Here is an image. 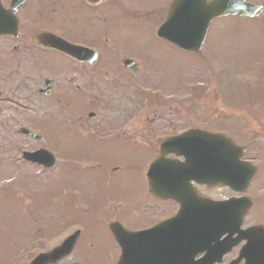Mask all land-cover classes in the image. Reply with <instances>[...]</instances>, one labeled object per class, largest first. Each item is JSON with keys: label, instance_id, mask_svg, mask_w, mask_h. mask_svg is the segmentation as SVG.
<instances>
[{"label": "rangeland", "instance_id": "obj_1", "mask_svg": "<svg viewBox=\"0 0 264 264\" xmlns=\"http://www.w3.org/2000/svg\"><path fill=\"white\" fill-rule=\"evenodd\" d=\"M141 1L145 3L150 0ZM247 1L264 4V0ZM164 5L162 0H158L154 4L155 13L153 15H150L149 9L140 8L141 11L134 12L128 18L117 21L107 19L104 29H102L104 23L97 17V12L93 13L88 21L79 18L75 22L77 29L71 33L72 36L88 38L90 31L89 33L96 35L95 39L98 35V40H101L105 36L103 33H107L111 39L107 47L113 49L116 54H127L132 57L140 55L141 58L138 57L140 66L136 71H123L120 68L103 72L102 67L106 64L107 53L101 52L100 62L94 68V86L87 88V91L92 89L94 93L100 92L102 100L82 113V119L78 120L79 124L76 120L72 121L78 111L75 109L74 113L69 112L74 109V106H68V110L60 113L59 120L45 116L50 110L43 109L44 104L31 106L28 118L33 119L34 124L39 126L37 121L44 117L54 137L47 135L49 130L40 128L46 136H43L40 142L35 144L34 141L30 145L47 144V148L56 156V163L54 167L44 171H41L39 167L29 165L15 167L9 165L7 161L2 163V156L6 155V152L5 150L0 152V264H27L30 257L40 250L50 248L61 235L63 236L67 229L60 231V234L56 236L55 234L66 223L72 220H86L82 212L92 208V205L89 202L79 205V198L87 195L93 180L89 179L92 173L89 171H92V168H83L93 153H106L112 157L113 155L122 156L126 165H134L135 162L147 165L151 154L134 133L140 135L145 130L144 124L141 123L142 116L131 124L129 132H123L122 135L107 141L105 139L109 137L105 138L100 135H96L95 141L85 129L91 130L100 125L105 128L109 122L115 124V120L120 117L121 108L137 107L133 101H129L132 97L125 95L127 93L120 92V89H117V92L113 91L115 87L120 86L121 77L123 78L122 86L129 93L136 87L153 85L157 86L158 91L155 97L169 94L175 98H196V104L192 103L190 107L202 108V117L210 119V123L215 125L213 127H223L225 121L227 122L225 126L228 128L247 130L249 123L252 122L251 117L256 116L258 110H264V11L255 17L222 16L215 18L209 26L202 53L197 52L198 55H196L177 48L155 35V28L164 13ZM61 24L66 26L64 23ZM81 27L89 31L86 32ZM108 29L116 35L115 41ZM47 58L50 61L43 60L40 63L49 70L70 69L69 61L59 53L54 52ZM204 61L207 65L203 63ZM210 64L217 70H213ZM119 65L121 66L120 61ZM36 66L39 67L38 63ZM207 70L210 71L209 76L213 77L211 86L208 83ZM44 72L46 76H49L47 70ZM200 83L206 86L199 88ZM112 86H114L113 90L110 89ZM229 97L231 103L227 100ZM102 101H106L108 105L104 107ZM167 106V104L160 105L155 102L153 108L151 107L145 114L151 118L154 112L157 113L155 124L160 126L159 132L167 125L162 121L164 116L160 115L167 109ZM180 106L181 104L175 101L169 108L172 112L179 114L180 111L177 108ZM38 107L40 111L36 110ZM58 107V102H55L51 110L55 111ZM78 107L80 108V105ZM88 111L95 112V115L87 116ZM176 114H174L176 120L174 127L183 126V117L179 118ZM165 118L168 122L172 120L169 116ZM242 118L248 120L247 125ZM192 119L189 118L188 121ZM27 121L30 122L29 119ZM29 124L34 126L33 123ZM161 124H164L165 128ZM10 141L7 134L6 141H0V144L7 145ZM55 144L59 152L67 154L66 158L63 157L64 154L56 153ZM17 170L20 172L17 176L22 179L21 182H27V186L24 190L11 192L9 187H5L2 182L9 177L11 171ZM22 171L25 172V177L21 176ZM129 184L132 188L136 187L134 173L131 174ZM117 196L112 195L111 198L118 199ZM95 197L94 208H97L95 205L100 204L104 198ZM124 197L132 198V192L124 190ZM110 203L113 204L112 206L115 205L114 200ZM92 216L90 223L101 226V214L92 211ZM106 216L104 219H107ZM255 217L264 222V213L257 212ZM247 219L250 221L249 216ZM140 222V220L126 221L129 225H137ZM88 225L75 223L72 225L73 229L80 228L82 234L71 256L59 261L58 264H67L75 260L81 247L80 242L87 235L85 228ZM71 228L70 231L73 230ZM40 229L44 231L43 239L40 242L39 240L32 241L30 236ZM106 252L107 246L103 241L98 250L97 259L102 261L101 256ZM82 264H88V262Z\"/></svg>", "mask_w": 264, "mask_h": 264}, {"label": "flooded vegetation", "instance_id": "obj_2", "mask_svg": "<svg viewBox=\"0 0 264 264\" xmlns=\"http://www.w3.org/2000/svg\"><path fill=\"white\" fill-rule=\"evenodd\" d=\"M10 1L0 0V23L6 24L5 27L0 28L3 31L0 33V141L5 142L7 134L11 141L7 145L0 144V152H4V150L6 152V155L2 156V163L7 161L8 164L15 163L18 166H27L30 165V162L24 160L21 153L26 149H35L37 145L31 146L32 140L24 134H19L17 138L13 137L14 131L11 132L12 129L9 128L10 124L13 126V118L19 121L22 119L27 120L28 115H30V106L39 105L46 99L65 103L73 102L74 95L79 91V87L74 85L75 80L80 78L84 85L91 87L93 85V72H86L80 76L77 61L60 50L34 41V36L38 31L42 29L53 30L52 28L57 27L54 24V18L64 17L67 12L66 8L62 10V15H60L61 12H58V8L52 7V2L26 0L14 14L10 8ZM106 1H113L116 4L114 11L118 12L123 0ZM134 1H128V10H130ZM69 2L70 0H67L64 5L70 6L73 4H69ZM86 8L88 11L91 10L89 5ZM14 15L16 16V28L14 27V17H12ZM75 29L74 27H70L65 31L59 29L58 34L71 42L79 43V37L71 35ZM88 36L86 43H84L85 41L81 42L86 45H89V42L93 43V35L88 32ZM54 52L59 53L69 61L70 69L56 71L57 79L54 78L53 82L49 84L47 92L41 91L42 87L40 86L32 89V80L38 82L40 80L39 76H32V73L40 70L42 65L40 62L44 59L50 61L47 56ZM37 63L39 67L36 66ZM64 73L68 74L66 75V83L62 85L59 84L63 78L60 75H64ZM83 92L89 99L95 98L94 93L88 94L84 90ZM156 115L157 113L154 112L153 117L144 119L148 123V128L143 133V145L149 151L155 152L162 137L175 135L179 132L174 131L171 127L172 123L169 122L170 131L160 137L158 130L157 132L154 131V128L158 126L157 123L155 124ZM251 118L252 122L249 123V129L247 130L215 128L213 127L215 125L202 126L201 124L202 130H189L191 136L184 139L183 148L186 151V156H176L173 153H168L163 163L168 166V170L172 165V168L176 171L175 166L182 161H185L184 166H187L183 168L184 170L181 172L183 174L177 176L183 184L194 191L193 193L188 190L182 196L185 205L202 204V200L213 203L245 195L250 200V207L244 215V220L247 216L251 220H255L257 219L255 217L257 212L264 213V111L258 110L257 115ZM244 123L247 125L248 120ZM162 126L164 125L162 124ZM218 133L225 135L230 140L224 143L223 139L217 136ZM172 148L177 150L175 145ZM192 149L193 152H191ZM14 150L15 152H13ZM94 160L97 166L92 168L89 179L93 180L87 196L110 199L112 195H118L116 198L119 199H114L119 203L118 208L112 205L109 206L111 208L108 210V221L118 220L127 231H140L174 215L178 207L177 202L172 199H161L152 193L148 187L146 178L148 162L146 166L142 162L126 165L122 156L111 157L109 155H101L99 158H94ZM239 161H242L246 169L252 172V177L244 191H239L237 174L234 185L228 186L222 183L221 172L223 169L231 167L237 173ZM132 173L135 174V188H132L129 184ZM21 176L25 177L24 171H22ZM21 185H23L22 182L16 180V178H11L10 186L12 190L19 189ZM124 190H130L132 198L127 199L124 197ZM104 207H108L106 203H104ZM87 210L95 213L100 212L95 208H88ZM211 214L208 220L205 219L206 229L217 225L212 221L217 214L215 212ZM136 220L141 222L137 225L126 223V221L134 222ZM106 223L104 226L88 225L86 227L87 235L80 242L81 247L75 260L88 262V264H115L117 262L121 247L109 228L108 222ZM210 223L213 224L210 225ZM250 224L252 222L243 224L242 227ZM224 230H226L224 234H222V231L221 233H215L214 230H204L203 236L195 234L193 237L198 238L197 243L200 244V247H206L214 244L219 245L227 232L233 233L228 238L229 240L238 236L233 225L226 226ZM165 234L166 232L156 231L141 235L137 241V250L150 242H159L166 236L172 237ZM188 235L191 236L190 232H188ZM125 239L126 235L123 240L126 241ZM103 241L106 243L107 252L102 254V261H99L97 254ZM240 245L241 243L231 247L222 255L219 261L215 259L216 261L212 264H227L233 261ZM204 253H206V250L196 253L193 260L209 263V259L203 257ZM242 262L243 260L239 261L238 264H242Z\"/></svg>", "mask_w": 264, "mask_h": 264}, {"label": "water", "instance_id": "obj_3", "mask_svg": "<svg viewBox=\"0 0 264 264\" xmlns=\"http://www.w3.org/2000/svg\"><path fill=\"white\" fill-rule=\"evenodd\" d=\"M261 9L260 6L247 3L245 0H174L168 8L166 20L160 25L157 33L159 36L185 49L196 51L200 47L213 17L226 14L252 16L258 14ZM43 35L44 33H41L39 38ZM80 58L93 62L97 56L93 53L92 56L84 55L80 56ZM124 64L135 67V64L130 59H125ZM35 136H38V134H35ZM161 151H163L162 148L159 150V160L163 158V152ZM39 153H42V151L31 153V158L42 162L45 166L53 164L54 159L50 153L46 152L47 155L42 153L43 155L37 156ZM186 189L189 190L188 188ZM115 225H118V223H110L112 230ZM77 233L75 232L51 250L38 254L30 264H55L58 259L69 254ZM263 245L262 241L254 243L255 247H263ZM126 264L136 263L128 261ZM174 264H180V262H174Z\"/></svg>", "mask_w": 264, "mask_h": 264}]
</instances>
